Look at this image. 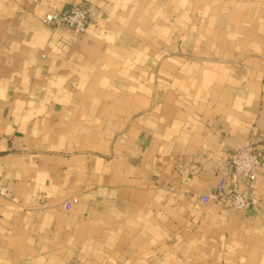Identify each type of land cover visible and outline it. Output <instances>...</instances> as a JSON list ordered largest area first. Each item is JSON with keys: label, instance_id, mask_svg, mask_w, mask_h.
I'll list each match as a JSON object with an SVG mask.
<instances>
[{"label": "crops", "instance_id": "0c3cea01", "mask_svg": "<svg viewBox=\"0 0 264 264\" xmlns=\"http://www.w3.org/2000/svg\"><path fill=\"white\" fill-rule=\"evenodd\" d=\"M248 139L264 0H0V264H264V168L212 199Z\"/></svg>", "mask_w": 264, "mask_h": 264}, {"label": "built area", "instance_id": "2783aa9c", "mask_svg": "<svg viewBox=\"0 0 264 264\" xmlns=\"http://www.w3.org/2000/svg\"><path fill=\"white\" fill-rule=\"evenodd\" d=\"M89 20L88 11L77 6L67 11L46 14L42 23L50 27H65L81 34L85 32ZM223 163L229 171V179L219 184L212 199L226 201L232 210L257 209L259 199L253 186L258 169L264 168V159L256 146L248 139L242 147L228 152ZM239 179L243 180V186L239 185Z\"/></svg>", "mask_w": 264, "mask_h": 264}]
</instances>
